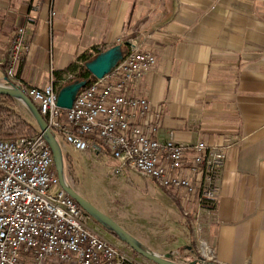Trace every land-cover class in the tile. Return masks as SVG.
<instances>
[{
  "label": "crops",
  "instance_id": "crops-1",
  "mask_svg": "<svg viewBox=\"0 0 264 264\" xmlns=\"http://www.w3.org/2000/svg\"><path fill=\"white\" fill-rule=\"evenodd\" d=\"M21 26L29 47L14 76L22 89L45 87L92 47L119 44L125 55L135 38L154 52L156 70L127 93L160 110L155 136L230 146L210 204L163 188L177 236L145 246L189 261L205 244L218 264H264V0H0V82Z\"/></svg>",
  "mask_w": 264,
  "mask_h": 264
},
{
  "label": "built area",
  "instance_id": "built-area-1",
  "mask_svg": "<svg viewBox=\"0 0 264 264\" xmlns=\"http://www.w3.org/2000/svg\"><path fill=\"white\" fill-rule=\"evenodd\" d=\"M28 47L27 30L18 27L5 67L7 83L19 87L14 72ZM157 62L154 52L128 39V50L117 65L80 89L64 113L56 104L54 79L42 88H19L56 136L75 150L98 154L106 148L120 169H135L164 189L196 195L200 206L210 204L230 142L189 145L155 136L160 110L127 89L155 71ZM57 185L52 151L39 132L0 140V264H138L90 227V216L66 191L60 187L53 193ZM200 253L201 260L211 261L205 244Z\"/></svg>",
  "mask_w": 264,
  "mask_h": 264
},
{
  "label": "rangeland",
  "instance_id": "rangeland-1",
  "mask_svg": "<svg viewBox=\"0 0 264 264\" xmlns=\"http://www.w3.org/2000/svg\"><path fill=\"white\" fill-rule=\"evenodd\" d=\"M13 106L22 119L35 124L20 102L14 100ZM58 141L64 154L67 181L100 212L144 245L169 242L171 234L177 236L175 225L169 220L171 210L175 209L172 204L174 201L151 178L132 168L120 169V163L106 148H102L98 154H86L88 152L81 153L66 144L61 137H58ZM59 188V185L55 186L52 192L55 193ZM89 224L99 226L101 229L98 233L102 237L121 248L138 264H155L133 251L91 217ZM199 244L194 243V248L198 245L199 249ZM176 258L184 261L182 256L177 255Z\"/></svg>",
  "mask_w": 264,
  "mask_h": 264
},
{
  "label": "water",
  "instance_id": "water-1",
  "mask_svg": "<svg viewBox=\"0 0 264 264\" xmlns=\"http://www.w3.org/2000/svg\"><path fill=\"white\" fill-rule=\"evenodd\" d=\"M123 56L121 45H114L100 52L92 60L87 62L86 68L93 77L101 79L117 65ZM85 86L86 81L84 80L74 81L63 86L58 91L56 101L57 106L63 110L70 109L78 91ZM0 96L10 97L15 101L20 102L25 107L31 118L36 123L39 133L43 136L52 151L60 187L72 198H74L84 211L104 229L113 233L120 241L126 243L133 251L155 264H218L214 261L201 260L202 257L200 256H197L196 259L191 261L176 260V256L178 254L174 251L167 253L155 252L126 232L110 217L100 212L94 205L79 194L67 181L62 147L56 134L52 131L46 120L40 114L37 106L30 99V97L21 88L9 82L7 83L6 77H4L3 82H0Z\"/></svg>",
  "mask_w": 264,
  "mask_h": 264
},
{
  "label": "trees",
  "instance_id": "trees-1",
  "mask_svg": "<svg viewBox=\"0 0 264 264\" xmlns=\"http://www.w3.org/2000/svg\"><path fill=\"white\" fill-rule=\"evenodd\" d=\"M102 51H104L103 48L92 47L82 53L77 61L65 70L54 71L53 79L57 90L59 91L63 86L78 80L86 81V86L92 83L96 78L87 70L86 63ZM68 75H72V77L66 79ZM13 102L14 100L10 97L0 96V140H14L22 136H33L39 132L36 123L33 124L21 118L15 110ZM61 112L64 113L65 110L62 109Z\"/></svg>",
  "mask_w": 264,
  "mask_h": 264
},
{
  "label": "flooded vegetation",
  "instance_id": "flooded-vegetation-1",
  "mask_svg": "<svg viewBox=\"0 0 264 264\" xmlns=\"http://www.w3.org/2000/svg\"><path fill=\"white\" fill-rule=\"evenodd\" d=\"M73 187V186H72ZM74 188V187H73ZM75 189V188H74ZM76 190V189H75Z\"/></svg>",
  "mask_w": 264,
  "mask_h": 264
}]
</instances>
